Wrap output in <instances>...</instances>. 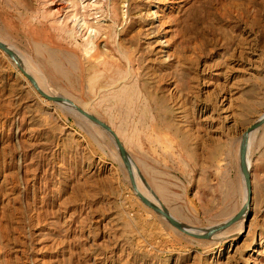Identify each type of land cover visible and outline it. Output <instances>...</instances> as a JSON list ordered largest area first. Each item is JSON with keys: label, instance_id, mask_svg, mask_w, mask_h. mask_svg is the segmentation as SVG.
<instances>
[{"label": "rangeland", "instance_id": "obj_1", "mask_svg": "<svg viewBox=\"0 0 264 264\" xmlns=\"http://www.w3.org/2000/svg\"><path fill=\"white\" fill-rule=\"evenodd\" d=\"M0 42L44 91L109 124L139 191L186 227L245 205L264 0H0ZM248 148V213L190 236L142 202L106 130L0 49V264H264V124Z\"/></svg>", "mask_w": 264, "mask_h": 264}, {"label": "water", "instance_id": "obj_2", "mask_svg": "<svg viewBox=\"0 0 264 264\" xmlns=\"http://www.w3.org/2000/svg\"><path fill=\"white\" fill-rule=\"evenodd\" d=\"M0 49L3 50L16 63V65L21 70V72L31 81L33 86L36 88V90L43 97H45L48 100L54 101V102H60V103L69 102L80 113H82L84 116H86L90 121H92L94 124L100 126L104 130H106L110 135L113 136L114 141H115L117 148L119 150L120 156L122 157L124 164L126 165V168L128 170V173H129L132 185L136 191V194L140 197V199L142 200V202L146 206L152 208L154 211H156L157 213L164 216L172 226H174L175 228H177L181 232H184V233L189 234L190 236H193L196 238H210L214 234H216L222 230L227 229L232 224H234L235 222H237L238 220H240L241 218L244 217L246 206H248V204L251 202V197H252L251 171H250V169H248V144H249V140H250V133H252V131L257 130L262 124H264V117L259 119L256 123H254L252 126H250L248 128V130L244 133V136H243V139L241 142V146H240V167H241L242 172L246 176L248 187H249V196H248V201H247L246 205H244L242 207V209L234 217H232L230 220H228L227 222L220 224V225H217V226L210 227V228L206 229V231L203 234H196L195 232H190L187 228H185L184 225L177 218H175L174 216L171 215L170 211L164 205L160 206V205L154 203L150 198L146 197L142 192L139 191L137 184H136V180H135L136 172L134 169V165L132 163V159L130 158V155L128 154L122 140L119 138L116 131L109 124H107L102 119L98 118L97 116L93 115L92 113L86 111L85 109L80 107L78 104H76L70 98H66L64 96L52 95V94L44 91V89H42L40 87V85L38 84V81L34 78V76L32 74H30V72H28L25 69L24 64L22 63L20 58L17 56V54L14 50L4 46L1 42H0ZM136 169H137V174L139 175V177L147 185V187L150 188L149 185L147 184V182L145 181V179L142 177L139 169L138 168H136Z\"/></svg>", "mask_w": 264, "mask_h": 264}, {"label": "bare ground", "instance_id": "obj_3", "mask_svg": "<svg viewBox=\"0 0 264 264\" xmlns=\"http://www.w3.org/2000/svg\"><path fill=\"white\" fill-rule=\"evenodd\" d=\"M4 45V44H3ZM5 46V45H4ZM6 47H8V46H6ZM8 48H10V47H8ZM10 49H12V48H10ZM12 50H14V49H12ZM15 52H16V54H17V56L20 58V60H22V61H24L23 60V58L21 57V55L16 51V50H14ZM24 63H25V61H24ZM25 65H26V63H25ZM63 104H68V105H70V106H72L75 110H76V112L80 115V116H82L83 118H86V119H88L86 116H84L82 113H80L72 104H70L69 102H62ZM89 120V119H88ZM256 131V130H255ZM255 131H252V133L253 132H255ZM252 133H250V135L252 134ZM112 136V135H111ZM113 137V136H112ZM114 139V138H113ZM249 149V148H248ZM132 163H133V161H132ZM134 165V164H133ZM250 165H251V162H250V154H249V150H248V169H251L250 168ZM251 171V170H250ZM246 177V176H245ZM136 180V179H135ZM137 184V183H136ZM246 184H247V189H246V196H245V205H246V201H248V196H249V187H248V183H247V179H246ZM249 208H250V203L248 204V206H246V209H245V213H244V215H246L247 213H248V211H249ZM171 215L172 216H174L172 213H171ZM184 225V224H183ZM184 227L185 228H187L190 232H195L196 234H203V231H201V230H194V229H190V228H188V227H186L185 225H184Z\"/></svg>", "mask_w": 264, "mask_h": 264}]
</instances>
